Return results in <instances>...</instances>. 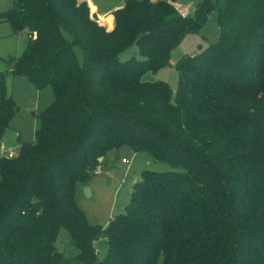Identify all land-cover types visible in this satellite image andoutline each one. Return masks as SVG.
<instances>
[{"label":"trees","instance_id":"obj_1","mask_svg":"<svg viewBox=\"0 0 264 264\" xmlns=\"http://www.w3.org/2000/svg\"><path fill=\"white\" fill-rule=\"evenodd\" d=\"M174 1L125 0L112 30L86 0L0 12L29 32L12 71L55 94L36 140L0 157V264H264V0H202L185 15ZM212 8L217 41L178 61L176 93L143 80ZM133 43L141 57L120 60ZM16 110L0 75V140ZM123 146L174 169L144 170L124 213L90 223L77 188ZM62 226L72 258L54 244Z\"/></svg>","mask_w":264,"mask_h":264},{"label":"rangeland","instance_id":"obj_2","mask_svg":"<svg viewBox=\"0 0 264 264\" xmlns=\"http://www.w3.org/2000/svg\"><path fill=\"white\" fill-rule=\"evenodd\" d=\"M85 1V0H79ZM99 12H107L119 8L125 0H95ZM202 0L174 1L181 11L186 14ZM215 1V0H214ZM15 0H0V12L13 7ZM190 8V10H189ZM91 15L102 23H109L106 18L112 16L115 27L114 12L102 16ZM100 23V22H99ZM105 26L107 30L109 28ZM109 26H111L109 24ZM111 27V28H112ZM112 28V29H113ZM110 29V30H112ZM220 26L217 10L210 9L202 28L185 34L181 42L173 49L170 64L157 69L147 68L142 73V79L147 81H166L173 91H176L180 80L178 61L186 56H192L209 45L215 43L219 36ZM68 36V35H67ZM69 39L71 37L68 36ZM29 32L26 29L15 31L8 20L0 19V75H3L8 95L17 105L10 127L7 128L0 140V157L7 156L14 150L17 154L25 142L36 140V131L40 127V115L54 100L55 94L51 85L38 88L30 78L12 71L14 59L22 54L29 43ZM75 53L80 62L85 60L84 52L78 45H74ZM137 43L129 45L119 54L120 60L140 58ZM104 165L97 174L92 176L87 184L91 195L87 196L84 187L77 188V201L88 221L93 224L107 225L114 217L124 213L132 202V192L135 182L141 178L144 170L167 171L174 169L164 161L155 159L148 151H135L129 146H123L111 152ZM126 158L128 162L122 161ZM57 250L65 257L77 255L78 248L72 243V236L65 227H60L55 240ZM99 256L107 251L106 244H96Z\"/></svg>","mask_w":264,"mask_h":264},{"label":"crops","instance_id":"obj_3","mask_svg":"<svg viewBox=\"0 0 264 264\" xmlns=\"http://www.w3.org/2000/svg\"><path fill=\"white\" fill-rule=\"evenodd\" d=\"M86 1H88V4H89V7H90V10H91L93 13H95L94 15H98V16H102V17H103L104 15L109 14V13H112L115 9H117V8H115V9H112V10L107 11V12H99V11H98V5L96 4V1H95V0H86ZM180 4L182 5L181 2H180ZM189 10H190V8H189ZM106 20H108L109 23H107V24L102 23V22H101L102 19L99 20V22L102 23V24L107 25V27L109 28V30L112 29V28H113L112 26H114V20L112 19V16H108V17L106 18ZM109 24H110L111 26H109ZM111 27H112V28H111Z\"/></svg>","mask_w":264,"mask_h":264},{"label":"built area","instance_id":"obj_4","mask_svg":"<svg viewBox=\"0 0 264 264\" xmlns=\"http://www.w3.org/2000/svg\"><path fill=\"white\" fill-rule=\"evenodd\" d=\"M183 14L185 15L186 13L183 11ZM15 155H17V153H16L14 150H11V151L8 152V154H7V156H9V157H13V156H15ZM122 161H124V162H128V160H127L126 158H123Z\"/></svg>","mask_w":264,"mask_h":264},{"label":"water","instance_id":"obj_5","mask_svg":"<svg viewBox=\"0 0 264 264\" xmlns=\"http://www.w3.org/2000/svg\"><path fill=\"white\" fill-rule=\"evenodd\" d=\"M174 93H176V91H174ZM84 192L87 196L91 195V190L87 185L84 187Z\"/></svg>","mask_w":264,"mask_h":264}]
</instances>
